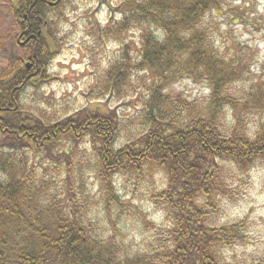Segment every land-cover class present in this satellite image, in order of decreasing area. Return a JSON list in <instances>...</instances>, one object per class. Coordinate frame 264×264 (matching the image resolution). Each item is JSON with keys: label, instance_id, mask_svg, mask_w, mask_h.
<instances>
[{"label": "trees", "instance_id": "trees-1", "mask_svg": "<svg viewBox=\"0 0 264 264\" xmlns=\"http://www.w3.org/2000/svg\"><path fill=\"white\" fill-rule=\"evenodd\" d=\"M63 2L17 0L12 42L23 53L8 48L11 30L0 34V264H264V254L227 260L224 251L248 239L244 222L212 221L223 211L222 199L231 198L232 177L264 165V129L250 131L245 121V113L264 109L262 90L237 91L249 55L232 56L233 45L216 41L215 19L223 16L253 29L246 16L253 5L119 0L113 9L119 18L92 28L98 45L118 48L92 73V100L131 101L134 112L118 118L86 106L60 119L37 102L44 101L38 92L60 48ZM129 34L137 37L136 52ZM184 79L203 83L207 97L167 92ZM28 89L37 92L30 102ZM158 171L164 185L151 184L148 200L165 226L131 251L117 241L130 209L114 179L143 182ZM89 177L99 183L96 203Z\"/></svg>", "mask_w": 264, "mask_h": 264}, {"label": "rangeland", "instance_id": "rangeland-1", "mask_svg": "<svg viewBox=\"0 0 264 264\" xmlns=\"http://www.w3.org/2000/svg\"><path fill=\"white\" fill-rule=\"evenodd\" d=\"M118 2L119 0H64L63 16L56 26L60 48L49 68L50 81L42 85L38 92L44 96V101L37 104L45 106L50 118L62 119L86 106L101 107L102 110H109L118 118H129L134 112L133 106L130 105L131 101H117L110 96L100 101L92 100L94 95L92 88L95 85V76L92 73L98 67L102 68L118 50L112 42L98 45L91 35L92 28L117 20L119 16L113 9ZM243 4L253 5L246 16L252 24H255L254 28L241 26L235 18H229L230 15L220 17L215 19L218 24L216 41L221 46L233 45L234 50H230L231 55L236 54L235 51L239 56L243 55L242 59L249 55L245 61L248 74L237 85V91L247 96L260 86L263 94L261 101H263L264 0H235L230 5L232 8H237L236 6L241 7ZM16 7L17 0H0V34H8L11 30L6 40L8 48L14 55L18 52L23 53L17 50L12 42L17 31V23L13 19L11 8ZM256 28L259 30L256 31ZM127 41L131 49L136 52L139 47L137 37L129 34ZM167 92L182 94L189 100L202 99L209 94L203 83L189 79L175 82ZM35 93L37 92L28 89L24 94L25 100L33 101ZM245 114L246 117L244 115L243 117L250 131L264 129V109L252 110ZM90 176L95 178L92 172ZM92 177L88 178L87 184L92 197L90 200L96 203L99 183ZM151 184L156 188L163 184L160 171L143 182H136L133 177L132 180H128L124 175H118L114 179L117 195L130 209L128 215L121 218L122 225L118 226L119 232H117L120 237L117 241L128 246L131 251L144 247L156 229L164 227L166 223L163 215L153 206L152 201L148 200ZM231 184L229 195L231 198L222 199L223 211L212 221L215 225L243 221L242 231L248 239L225 250L224 256L231 261L254 260L264 254V165L255 167L242 177H232ZM94 208L93 205L92 209ZM115 218L116 216L113 217L114 222ZM109 228L114 229L111 225ZM111 233L116 231L113 230Z\"/></svg>", "mask_w": 264, "mask_h": 264}, {"label": "water", "instance_id": "water-1", "mask_svg": "<svg viewBox=\"0 0 264 264\" xmlns=\"http://www.w3.org/2000/svg\"><path fill=\"white\" fill-rule=\"evenodd\" d=\"M26 69H30L31 68V63H28V64H26Z\"/></svg>", "mask_w": 264, "mask_h": 264}]
</instances>
